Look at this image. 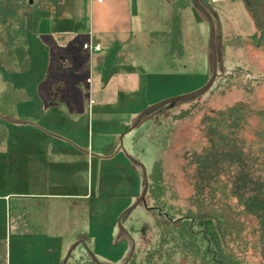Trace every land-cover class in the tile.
I'll return each instance as SVG.
<instances>
[{
    "label": "rangeland",
    "instance_id": "1",
    "mask_svg": "<svg viewBox=\"0 0 264 264\" xmlns=\"http://www.w3.org/2000/svg\"><path fill=\"white\" fill-rule=\"evenodd\" d=\"M20 2L22 0H0L1 34L9 31L7 24L16 21V18L14 19L16 15L12 14L13 10L17 14L22 13L16 8ZM178 2L182 1H173L175 7ZM206 2L213 16L217 73L211 87L201 95L154 108L144 114L136 126L129 128L144 108L161 100L192 92L202 87L209 78L211 69L207 22L200 12L191 4H187L188 9L182 8L178 15L182 26L183 43L180 52L177 50L169 52L171 48L168 49V46L152 45L149 47L165 48L164 53L155 56L153 52L154 54L150 56L155 57L148 60L142 58L143 60L138 61L132 57L133 61L130 63L136 68L134 71L137 73L136 82H131L129 76H126L127 78L123 79L124 83L118 85L116 74L110 78L113 84L107 83L108 78L103 77L104 73L95 77L91 82L92 88L85 91L95 102L89 104L87 113L77 117L74 122L72 119H63L61 124H56L58 122L50 124L42 117L46 119V116L51 115L47 113L40 118L37 116L38 111L35 113L36 109L31 110L29 105H23L21 112L24 114L18 112L16 117L25 122L34 121L30 123H33L38 132L62 138L88 154L71 163L69 166L74 167L73 172L60 180L61 182L71 180L68 185L75 184L78 188L75 191L85 193L87 191L88 195L84 199L76 200L79 202L77 213H73L72 207H69L67 232L63 226L64 217L58 213L62 205L66 207L67 203L63 199H53L51 207L45 203L47 205L46 209L44 208L45 217L41 220L39 218L37 220V217L33 220L34 218L29 216V211L35 214L32 199H27L29 201L21 199L17 206L14 205L16 200L10 199V217H13L14 208L18 207L22 213L25 212L29 216L31 226L28 221L23 222L21 224L23 227L27 225L23 229L11 219L0 220V264H4L1 259L4 241L6 247L9 245L10 248L9 264H58L59 259L62 264L67 249L76 241H78L76 245L79 246L75 245L73 252L81 251L85 246L98 262L121 264L128 257L132 246L136 244L141 249L145 241L150 239L152 234L150 225L158 218L155 211L147 207L157 205L158 200L172 207L182 206L185 204L184 199L192 194L190 179L192 166L187 163L188 155L201 150L205 145L202 132L205 117L241 101L253 112L248 118L244 136L251 140L255 130L264 126V38L257 40L259 33L255 30L256 27L243 0ZM249 7L255 14H259V17L264 16V3L259 5L252 2ZM4 10L7 13L3 15ZM4 25L5 29L2 28ZM253 34L254 37H251ZM15 46H19L17 42L11 44L9 48L13 49ZM117 57L119 59L120 56ZM108 66L107 60L102 70L107 72ZM19 77L17 82L28 85V76ZM0 84L1 86L5 84L1 77ZM100 84L104 85L100 87ZM55 116L53 115L52 119L60 121L56 120ZM124 125L129 126L122 132L121 127ZM11 126H15L16 129L21 126L31 127ZM16 129L10 127L8 134L16 131L23 133L22 135L26 133ZM0 144L4 145V142ZM155 161L160 162L159 172L156 173L158 187H153L150 192H154L155 200H151L146 194L144 204L141 201L134 205L143 184L140 165L149 176ZM6 165L4 159L0 158V177L8 175ZM18 165L25 164L19 161ZM23 172L15 173L21 180L18 186L11 185V182L5 186L0 179V194L5 193L6 188L10 191L28 190L26 187L29 185V177ZM33 175L37 183L39 181L37 177L42 174ZM8 176L10 178L12 175ZM61 176L53 175V178L60 179ZM12 179L13 177L10 178L11 181ZM56 187L54 185V191ZM39 203L42 204V201L37 200L35 210L39 208ZM51 208L54 216L58 215L62 219L61 224L52 223L54 218L51 220L50 215L48 216ZM72 216H77L76 226H72L74 223ZM244 219L247 226L244 236L250 242L243 245L239 241L226 238L223 245L224 253L231 252L230 258L237 264H264L258 248L252 244L256 238V234L250 232L253 221L247 217ZM122 230L126 231V235ZM44 231L48 233L46 236L41 235ZM78 231L79 238L70 242L67 238ZM24 232L26 234H23ZM28 232H31L29 236ZM54 232L61 233L62 236L51 237L49 233ZM66 241L69 244L65 251H61L60 243Z\"/></svg>",
    "mask_w": 264,
    "mask_h": 264
},
{
    "label": "crops",
    "instance_id": "2",
    "mask_svg": "<svg viewBox=\"0 0 264 264\" xmlns=\"http://www.w3.org/2000/svg\"><path fill=\"white\" fill-rule=\"evenodd\" d=\"M170 1L174 0H101L100 2L95 0H22L16 7L22 13L17 14L13 10L12 14L16 15L14 17L16 21L13 24H7L13 33L11 36L0 33V46H10L17 42L18 45L25 47L28 53L29 68L25 72L8 74L12 83L6 84L5 82L2 86L0 84V93L4 94V91L8 89L15 98L12 106L15 121L11 125L31 127L17 128L25 131L24 135L17 131L12 134L7 133L3 141L4 145L0 144V156H2L0 158L4 159L7 164L6 174H11L13 177L12 181L8 175L1 176L0 179L5 186L10 182L11 185L18 186L21 180L18 176L16 177L15 173L25 171L23 174L29 177V185L26 187L28 190L10 191L6 188V192L0 194V220L11 219L22 228L23 222L28 221L30 225L29 216H32L33 220L36 217L37 220L45 217L44 211L47 205L49 207L53 205V199H63L67 203L66 207L62 205L61 209H57L58 213L62 214L60 216L64 217L63 226L67 232L66 221L70 215L69 207H72L73 213H77L79 202L76 200L84 199L88 192L75 191L78 189L75 184L74 186L68 185L71 180L67 182L60 180L73 172L74 167L69 166L71 163L88 154L73 147L62 138L46 132H38L39 130L30 123L34 121L20 120L16 117L17 113L24 114L21 108L27 104L31 110L36 109L35 113L38 111L37 116L40 118L47 113L51 115L46 116V119L42 117L50 124L56 122H58L56 124H61L63 119H72L74 122L77 117L87 113L89 104L95 102L87 92L85 93L86 90L92 88L90 87L91 82L95 77L104 73L103 77H107V83L111 84L110 78L116 74L118 85L124 83L123 79L126 76H129L131 82H136L137 73L134 72L136 68L131 65L130 61H133V58L138 61L148 60L164 53L165 50L162 47L156 49L149 46H168V49L171 48L169 52L173 50L180 52L183 44L180 18L178 19V36L174 38L165 36L170 31L172 12ZM187 7L183 8L188 9ZM22 8L25 10L23 11ZM181 9L177 10L178 15ZM5 13H7L6 10L3 11V15ZM2 27L6 28L5 25ZM83 44L91 46L98 44L100 49L94 51L83 48ZM153 52L155 56H150ZM107 60L109 66L108 71L105 72L102 69ZM21 76H28V85L17 82L18 77L21 78ZM103 85L100 84V87ZM53 115H56V120L60 119V121L52 119ZM11 125H8V129L10 127L16 129ZM19 161H23L25 165H18ZM33 173L42 174L37 177L39 179L37 183ZM59 174L62 175L60 179L53 178V175ZM54 185L57 186L55 191L53 190ZM10 199L16 200L15 206L19 205L21 199H26L25 201L32 199L35 214L29 211V216H27L25 212L22 213L18 207L17 209L15 207L12 219L9 213ZM37 200H41L42 204L40 202L39 208L35 210ZM49 210L48 216L50 215L51 220L54 218L52 223L61 224L62 219L58 215L54 216L52 208ZM75 218L77 216H72L74 221L72 226H76ZM12 226H14L13 223ZM45 227L48 228V226ZM73 233L67 238L70 242L80 236L79 231ZM30 234L31 232L27 233L28 236ZM46 234L48 233L44 231L41 235L46 236ZM5 235L6 232L3 238ZM49 235L51 237L62 236L61 233L55 232ZM62 242L60 243L61 251H65L69 243L66 241L62 244ZM9 253V245L6 247L4 241L1 255L4 264L6 262L9 264ZM57 262L60 264V259Z\"/></svg>",
    "mask_w": 264,
    "mask_h": 264
},
{
    "label": "trees",
    "instance_id": "3",
    "mask_svg": "<svg viewBox=\"0 0 264 264\" xmlns=\"http://www.w3.org/2000/svg\"><path fill=\"white\" fill-rule=\"evenodd\" d=\"M181 1L176 7L170 1V31L165 35L169 38L178 36L179 8L191 4L205 18L189 0ZM198 2L212 18L206 0ZM252 2L262 5L264 0H243L260 41L264 38V16L259 17L251 10L249 4ZM5 33L11 36L13 32L10 29ZM0 47V77L9 84L12 82L8 74L28 70V53L20 45L11 47L13 49L8 45ZM14 100L8 89L4 94L0 93V142L5 140L8 125L15 121L12 115ZM251 113L246 103L238 101L204 118L205 145L201 150L189 153L187 161L192 166V194L184 199L182 206L172 207L158 200L157 205L147 207L153 209L158 218L150 225V239L141 249L135 244L129 258L121 264H237L231 260V252L224 253L223 245L226 238L243 245L250 242L244 236L246 217L253 221L250 232L256 234V238L252 244L258 248L264 262V126L255 130L253 139L245 137ZM128 126H122L121 131ZM159 163L154 162L149 176L145 171L147 189L143 204L146 194L151 200L155 197L154 192H150L153 187H158L156 173L159 172ZM122 231L126 235V231ZM74 248L65 264H106L95 262L85 246L78 252H73Z\"/></svg>",
    "mask_w": 264,
    "mask_h": 264
},
{
    "label": "water",
    "instance_id": "4",
    "mask_svg": "<svg viewBox=\"0 0 264 264\" xmlns=\"http://www.w3.org/2000/svg\"><path fill=\"white\" fill-rule=\"evenodd\" d=\"M189 1L204 14L206 22H207V36H208L209 53H210V58H211V72H210L209 78H208L207 82L202 87H200V88H198L192 92L182 94L179 96L170 97V98L161 100V101H159V102H157L151 106L144 108L136 116L135 120L132 122V124L129 126V128H133L134 126H136V124L140 121V119L143 117V115L148 113L149 111H151L154 108H157V107L164 105L166 103H171V102L180 101V100H187V99L195 98V97L201 95L211 86V84L215 78V75H216V52H215V44H214V24H213L212 18L210 16V14L206 11V9L198 2V0H189ZM31 124H33V123H31ZM140 168L142 171L143 184H142V190L139 194L138 199L135 201L134 205L143 201L144 194H145L146 189H147V179H146L145 169L142 165H140ZM77 242L78 241L74 242L73 244H71L69 246V248L67 249V251L63 257L62 264H65L71 250L75 247ZM132 251H133V246L131 247L130 253H129L127 258H129ZM89 254L95 262H98L97 259L90 252H89Z\"/></svg>",
    "mask_w": 264,
    "mask_h": 264
},
{
    "label": "built area",
    "instance_id": "5",
    "mask_svg": "<svg viewBox=\"0 0 264 264\" xmlns=\"http://www.w3.org/2000/svg\"><path fill=\"white\" fill-rule=\"evenodd\" d=\"M97 2H100L101 0H95ZM83 48H87V49H92V50H96L98 51L100 49V46L98 44H94L93 46H91L90 44H83Z\"/></svg>",
    "mask_w": 264,
    "mask_h": 264
}]
</instances>
